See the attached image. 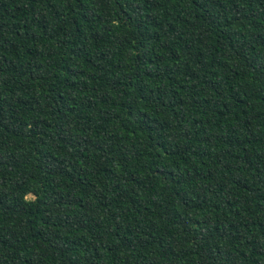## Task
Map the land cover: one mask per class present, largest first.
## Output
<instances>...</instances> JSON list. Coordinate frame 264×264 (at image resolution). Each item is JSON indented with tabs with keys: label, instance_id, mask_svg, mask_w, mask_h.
I'll return each mask as SVG.
<instances>
[{
	"label": "trees",
	"instance_id": "obj_1",
	"mask_svg": "<svg viewBox=\"0 0 264 264\" xmlns=\"http://www.w3.org/2000/svg\"><path fill=\"white\" fill-rule=\"evenodd\" d=\"M0 264H264V0H0Z\"/></svg>",
	"mask_w": 264,
	"mask_h": 264
}]
</instances>
